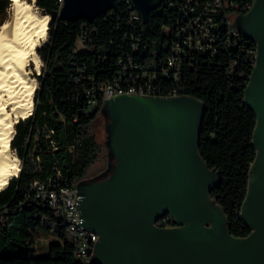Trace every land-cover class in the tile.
Here are the masks:
<instances>
[{
	"label": "trees",
	"instance_id": "1",
	"mask_svg": "<svg viewBox=\"0 0 264 264\" xmlns=\"http://www.w3.org/2000/svg\"><path fill=\"white\" fill-rule=\"evenodd\" d=\"M186 1L169 0L143 24L133 19L138 15L126 0L92 23L61 22L57 0H35L49 21L46 39L36 49L42 66L40 75L34 76L38 88L33 110L14 125L10 142L20 162L19 173L0 191V264H92L74 255L75 243L63 216L28 197L34 182L50 179L75 189L105 171L99 89L113 83L148 82L160 96H189L204 104L198 150L221 178L210 198L223 209L231 236L250 234L240 214L255 157L251 146L255 117L243 104L253 67L247 53L253 46L244 40L237 47L223 42L233 24L230 16L244 14L252 0H219L220 7L210 15L215 38L211 49L167 68L169 46L188 23L181 11L191 7V16L202 12L203 0ZM10 4L0 0V26ZM97 164L102 168L89 175ZM156 226L168 228L172 223L166 216ZM41 235L53 239L47 258L34 255L33 240Z\"/></svg>",
	"mask_w": 264,
	"mask_h": 264
},
{
	"label": "water",
	"instance_id": "2",
	"mask_svg": "<svg viewBox=\"0 0 264 264\" xmlns=\"http://www.w3.org/2000/svg\"><path fill=\"white\" fill-rule=\"evenodd\" d=\"M117 1L63 0L58 19L92 23ZM128 1L144 24L169 0ZM237 16L239 28H232L256 48L243 95L255 117L240 214L250 234L231 236L210 198L221 178L198 150L204 104L189 96L121 95L101 108L106 169L75 187L81 226L97 237L92 264H264V0ZM166 216L172 227H157Z\"/></svg>",
	"mask_w": 264,
	"mask_h": 264
},
{
	"label": "bare ground",
	"instance_id": "3",
	"mask_svg": "<svg viewBox=\"0 0 264 264\" xmlns=\"http://www.w3.org/2000/svg\"><path fill=\"white\" fill-rule=\"evenodd\" d=\"M8 19L0 29V191L19 173V160L10 148L14 125L33 110V94L41 62L36 49L46 38L47 15L34 0H9Z\"/></svg>",
	"mask_w": 264,
	"mask_h": 264
},
{
	"label": "built area",
	"instance_id": "4",
	"mask_svg": "<svg viewBox=\"0 0 264 264\" xmlns=\"http://www.w3.org/2000/svg\"><path fill=\"white\" fill-rule=\"evenodd\" d=\"M57 2L59 3L60 10L63 0H57ZM186 2L190 4L194 2V0H187ZM198 4L197 2L196 5ZM201 6L202 12L195 16L190 15L194 13L191 7H189L188 12H186V8L181 11L184 18L188 20V23L176 34V40L169 46V56L166 61L167 68L175 67L176 63L182 58H188L192 54H205L211 49L210 45L215 41V38L212 33L214 25L210 15L214 14L220 7V1L203 0ZM250 7L251 5L246 6L244 13H246ZM130 8L138 15L134 16L133 19L137 20L139 18L141 21L139 14L132 9L131 5ZM233 16L234 15L230 17ZM229 20L231 21L230 18ZM241 40L248 41L252 44L249 40L245 39L239 31L230 26L226 32V39L223 45H226V43H233L234 46L237 47L240 45ZM252 46L253 48L248 51L247 56L254 66L256 48L254 44H252ZM99 91V101L102 103L121 95L152 97L176 96H160L157 93V88L153 87V85H150L148 82L137 85L113 83L105 85L100 88ZM91 105L95 106L96 101H92ZM30 189L31 194L28 197L29 201L46 206L50 210L56 211L63 216L66 224V232L73 238L75 243L74 255L79 259H89L97 237L81 226L82 219L78 211V201L80 198L77 196L75 189H72L65 183L61 184L59 181L50 179L45 182H34L31 184Z\"/></svg>",
	"mask_w": 264,
	"mask_h": 264
},
{
	"label": "rangeland",
	"instance_id": "5",
	"mask_svg": "<svg viewBox=\"0 0 264 264\" xmlns=\"http://www.w3.org/2000/svg\"><path fill=\"white\" fill-rule=\"evenodd\" d=\"M25 1H27L28 3H29V0H25ZM11 3V2H10ZM34 7H35V9H36V11L38 12V13H40L39 12V10L37 9V7H36V5L34 4L33 5ZM41 14V13H40ZM230 19H231V21H233V24H234V27L235 28H239V23H238V16H235L234 18L233 17H230ZM46 39V38H45ZM45 41V40H44ZM44 41L42 42V44L44 43ZM41 44V45H42ZM77 49L78 50H81L82 49V47L78 44L77 45ZM41 66H42V64H41ZM39 75H40V73H39ZM34 76H36V75H34ZM37 83V82H36ZM38 88V84H37V86H36V89ZM99 137V136H98ZM14 153V156L16 155L15 154V152H13ZM15 157H17V156H15ZM18 164H20V162L18 163ZM19 166V165H18ZM102 168V166L101 165H99V164H97L92 170H91V172H89V175H91V174H93L94 172H96V171H99V169H101ZM51 241H53V239L52 238H47V237H45V236H43V235H41V236H39V237H36L34 240H33V250L35 251L34 252V255L35 256H37V258H47L48 256H49V253H48V245H49V243L51 242ZM33 255V256H34Z\"/></svg>",
	"mask_w": 264,
	"mask_h": 264
}]
</instances>
